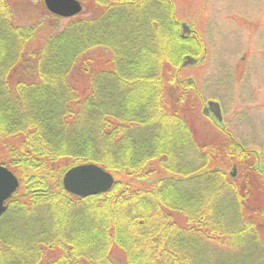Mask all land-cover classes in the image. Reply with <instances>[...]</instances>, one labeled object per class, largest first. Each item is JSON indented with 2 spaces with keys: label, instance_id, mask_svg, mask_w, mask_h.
<instances>
[{
  "label": "trees",
  "instance_id": "obj_1",
  "mask_svg": "<svg viewBox=\"0 0 264 264\" xmlns=\"http://www.w3.org/2000/svg\"><path fill=\"white\" fill-rule=\"evenodd\" d=\"M82 2L40 33L59 18L16 24L0 0V164L19 181L0 264H264L257 152L225 130L200 141L180 109L194 85L177 81L182 57L204 40L180 35L172 0ZM84 163L112 188L66 192L63 174Z\"/></svg>",
  "mask_w": 264,
  "mask_h": 264
},
{
  "label": "rangeland",
  "instance_id": "obj_2",
  "mask_svg": "<svg viewBox=\"0 0 264 264\" xmlns=\"http://www.w3.org/2000/svg\"><path fill=\"white\" fill-rule=\"evenodd\" d=\"M78 1L82 12L77 16H81L86 7L82 0ZM172 1L177 20L190 25L196 32L194 35L204 40L206 48L204 55L199 56V63L186 66L177 75V81L184 84L183 80L189 79L194 84L186 89L185 100L180 105L182 114L192 123L200 141L221 140L226 136L225 130L245 148L255 150L260 158L259 167H263L264 0ZM9 2L16 24L33 25L49 17L43 0ZM58 18L53 25L43 24L40 33L59 30L70 19ZM178 94L179 90L169 84L165 95L171 108ZM212 100L221 105L223 128L201 112L204 104ZM152 166L159 173L156 161ZM228 172L232 173V167ZM258 174L264 186L262 171ZM257 227L264 243V221H259Z\"/></svg>",
  "mask_w": 264,
  "mask_h": 264
},
{
  "label": "water",
  "instance_id": "obj_3",
  "mask_svg": "<svg viewBox=\"0 0 264 264\" xmlns=\"http://www.w3.org/2000/svg\"><path fill=\"white\" fill-rule=\"evenodd\" d=\"M47 10L56 16L69 18L82 11V5L78 0H43ZM180 35L186 37L191 33V28L186 23L180 24ZM191 55L182 57L181 66H190L199 61ZM202 113L212 118L216 124L222 123L220 105L216 101H208L202 109ZM264 179V166L261 168ZM235 168H233V174ZM114 177L102 167L93 163L77 164L70 167L62 176L63 189L77 197L94 196L105 193L114 184ZM17 177L6 167L0 165V217L7 210L6 202L18 189Z\"/></svg>",
  "mask_w": 264,
  "mask_h": 264
}]
</instances>
